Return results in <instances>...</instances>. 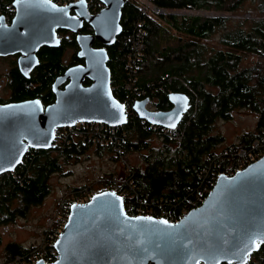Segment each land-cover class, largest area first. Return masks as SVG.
Segmentation results:
<instances>
[{"label":"trees","instance_id":"trees-1","mask_svg":"<svg viewBox=\"0 0 264 264\" xmlns=\"http://www.w3.org/2000/svg\"><path fill=\"white\" fill-rule=\"evenodd\" d=\"M13 1L0 0V9L6 14L5 7ZM152 2L167 10L222 14L178 16L169 13L150 17L141 12L138 0H127L122 11V32L113 46L105 47L113 94L120 102L150 97L153 107L167 111L173 107L170 94L184 93L189 97V108L180 122L181 140L165 136L130 108H127V124L118 127L116 135L110 136L111 142L104 139L94 144L82 142L76 135L63 136L62 144L58 141L51 151L40 150L30 157L19 180L12 177L0 180V226L25 216L30 206L41 204L50 193V175L62 172L64 165L88 156L91 150L97 157L113 159L115 164L123 156L131 166V171L118 175L119 179L129 178L136 188L137 198L128 195L124 199L126 212L131 216L145 213L153 203L155 215H179L203 193L208 182L206 169L210 165L212 170L218 171L217 162L226 159L222 171L234 167L239 160L231 146L227 155L223 153L217 158L218 148L226 139L216 128L219 123L233 119L236 111H249L257 116L255 129L241 134L232 144L236 153L240 149L249 154L259 151L254 143L262 142L264 137V64L259 61L243 66V62L247 56L264 59V0ZM250 2L257 6L250 14L259 12L260 15L241 18L244 6ZM95 4L100 1L95 0ZM139 30L145 34L146 48L141 60L131 64L130 57L135 55L134 39ZM214 35L216 42L212 45L209 41ZM93 46L104 47L99 41ZM64 48L65 44L45 51L41 71L47 84L42 89L65 70L59 55ZM74 60L80 61L76 57ZM90 83L86 79L85 85ZM129 83L131 88L127 87ZM115 144L122 150L121 155L115 154ZM131 155H136L135 162ZM104 180L107 188L94 194L110 190L109 185L115 183L113 178ZM16 198L19 200L15 201ZM27 253L22 245L11 243L7 245L5 256L9 261L18 257L27 260ZM248 264H264V245L249 257Z\"/></svg>","mask_w":264,"mask_h":264},{"label":"water","instance_id":"water-1","mask_svg":"<svg viewBox=\"0 0 264 264\" xmlns=\"http://www.w3.org/2000/svg\"><path fill=\"white\" fill-rule=\"evenodd\" d=\"M99 1L104 8L96 14L89 11L86 0L68 6L53 0L14 2L12 25L0 29V53L29 55L22 62L26 70L28 60H32L29 69L37 62L32 55L35 51L60 46L57 29L77 34L87 22L94 34H78V57L84 64L69 68L57 79L53 104L45 109L39 101L0 107V174L12 171L28 146L53 149L58 129L83 122L127 124L126 107L113 94L105 48L113 46L122 32L127 0ZM96 40L104 47L95 48ZM67 80L65 89L58 90ZM169 100L173 107L167 111L151 110L149 98L136 102L133 110L151 125L174 129L187 113L190 99L184 93H172ZM261 245L264 156L233 176H219L205 202L177 223L129 215L124 199L114 191H102L87 203L73 204L56 242L58 260L52 264H248Z\"/></svg>","mask_w":264,"mask_h":264},{"label":"rangeland","instance_id":"rangeland-1","mask_svg":"<svg viewBox=\"0 0 264 264\" xmlns=\"http://www.w3.org/2000/svg\"><path fill=\"white\" fill-rule=\"evenodd\" d=\"M256 10V4L251 2L247 3L243 8L240 17L243 18L254 15L250 14V12H255ZM173 11L174 12L172 13L178 16L222 15L220 13L205 11ZM255 15H260V13L257 12V14ZM213 42H216V35H214L213 39L209 41V43L212 45ZM136 48H140V50H142L143 44L141 40H139V43L136 44ZM145 48L146 43L143 50H145ZM72 54H74V50L70 51V54L66 55V59L70 60V56H72ZM259 61L261 64H264L263 58L247 56V58L243 62V66L250 64L255 65ZM128 86L131 87V84L129 83ZM145 99L146 98H140L138 101H142ZM121 103L126 104L127 107L131 105L126 102ZM148 107L153 109V104L150 103ZM256 122L257 116L254 113L244 110H238L234 113L233 119L229 120L228 122L219 123L216 131L223 134L226 141L218 148V151H224L229 146H231L233 149H236V147L232 144L238 141V138L241 134L250 130L253 131L255 129ZM87 155L88 156L82 157L76 161L75 159H73L71 165L63 166L62 172L50 175V177L48 178L50 193L45 197L41 204L30 206L25 210V216H18L15 221L0 226V235L2 239V245L0 246V264H13L16 260V258L10 261L7 260V258L5 259V251L7 245L11 243H17L26 248L29 257H31L34 253H37V251H40V247L45 241L46 232L49 229H55V219L62 217V215L64 214L62 205H72L71 202L76 200L75 188H79L80 193L84 192L86 189L89 191L97 192L101 189L107 188L104 178L110 179L113 178L110 177L112 176V174L118 176L123 175L124 172L127 171L126 164L121 159L118 164H115V161L113 159L111 160L110 158L106 157H97L92 150L89 151ZM135 157L136 155H131L133 162H135ZM237 157L240 159H244L246 157L245 152L240 149L238 151ZM124 159L126 162L125 157ZM16 200L19 199L16 198L15 201Z\"/></svg>","mask_w":264,"mask_h":264},{"label":"built area","instance_id":"built-area-1","mask_svg":"<svg viewBox=\"0 0 264 264\" xmlns=\"http://www.w3.org/2000/svg\"><path fill=\"white\" fill-rule=\"evenodd\" d=\"M15 1L17 0H14L11 4H9L6 7L7 12L6 14L5 13L4 14H5V18L7 21H12L14 18L13 14L15 13L14 11H16L14 7ZM55 1H56L55 3L59 6H68L71 4L79 3L82 0H55ZM86 1H87L88 9L92 14L98 13V10L103 6L102 3L95 4V0H86ZM138 1L141 3V12L146 16L158 17V16H163V15H168L169 13L174 12L171 9L167 10L165 8L155 5L152 2V0H138ZM144 36L145 34L143 33V31L139 30V32L136 35L137 39H134L133 48L135 51V55L130 57L131 64L132 63L134 64L136 60L140 61L142 58L143 48L145 47ZM139 40H141L143 44L142 50H140V48H136V44L139 43ZM127 87L131 88L129 86ZM137 101L126 102V103L131 104L128 107L126 106V104L124 103L123 104L125 105L126 110L127 108H130V110H132L133 106L136 104ZM155 128L158 129L165 136L173 137V140L179 141L182 138V136H180L179 134L180 128H181L179 125L174 129H168V128H163V127H158V126H155ZM117 129L118 127L116 126H108L104 123H96V122L78 123L77 125L73 127L63 128L62 130H60L57 135V139L59 143L62 144L63 136H69V134H72V135H76L77 138L80 139L82 142L92 141L94 142V144H97L104 139H106V141L108 140V142H111L110 136L116 135ZM68 131H70L71 133H68ZM109 133L111 135H109ZM254 145H255V149H259V151L255 154H249L248 152H245L246 157L244 159L238 158L237 157L238 153H236V149L231 148V150L235 152L237 160L239 161L234 165V167H230L226 171H222L224 167L223 163H225L226 159L219 160L217 162L218 171L212 170V167L210 165L209 169H206L207 175H208L207 177L208 185L205 184V186L203 187V193L202 194L200 193L199 198L195 200L194 202H192L190 208L183 209L179 215L170 214V213L169 214L165 213V215H159V216L155 215V211L153 209V206L155 205V203H153L152 207H150L148 210L145 209L146 210L145 213L143 212L142 214V212H140L139 215L155 217L158 219H166L171 223H177L179 220L185 217L191 210L199 208L205 202L207 196L209 195V193L213 190L214 186L216 185L219 176H221L222 174H225L227 176H233L236 173L244 170L249 165L257 162L264 156V137H263L262 142L256 141ZM113 147H114L115 154L121 155L122 150L116 144ZM218 153H220V155L217 156V158H220L221 155H223V153L227 155L229 153V149L227 148L224 151L221 150ZM121 160L124 161V163L126 164L127 171H131V166L125 162V159L123 156H121ZM220 162H221V165H220ZM113 179H115V183L109 185V188L110 190L114 191L118 196L124 199L128 195H133V197L136 196V198L138 197L136 193V188L132 185V182L130 181L129 178L124 177V179H119L118 176L115 175ZM85 191L82 193H80V191H75L76 200L74 201L79 202V203H86L90 201L92 196L94 195V191H89L87 189ZM69 207H70L69 205H62L64 214L62 215V217L55 219L56 228L49 229L46 232L45 241L43 245H41L40 251H37V254H33L31 257H29V254H28L27 260H23L20 257H18L16 258L13 264H37L40 261L44 262L45 264H52L56 260H58L59 254L56 249V242L58 241L60 235L62 234L64 226L68 220Z\"/></svg>","mask_w":264,"mask_h":264},{"label":"flooded vegetation","instance_id":"flooded-vegetation-1","mask_svg":"<svg viewBox=\"0 0 264 264\" xmlns=\"http://www.w3.org/2000/svg\"><path fill=\"white\" fill-rule=\"evenodd\" d=\"M54 2L56 1L54 0ZM71 15L74 16L75 13L71 12ZM15 16H16V12L14 13V18ZM0 19L4 21V23L2 24L0 23V29H8V27H10L13 23V21L6 20L4 9H0ZM56 32L58 39L61 40L60 46L65 44V48L63 52L59 54L60 61L65 66L64 67L65 70H63L61 73H58L52 80L51 84L47 85L43 89L42 86L44 84H47L46 79L44 77L45 75H43L41 71L46 59L45 51L49 49L50 50L57 49L60 46L54 48L43 46L38 51H35L32 55L36 57L37 62L31 69H29L28 66L32 63V60H28L26 65L27 70L25 69L24 66H22V62L28 59L29 55L25 54L22 51L13 52V53H7L2 51L0 53V107L29 102V101H39L44 109L47 108L49 105L53 104L56 100L57 79L63 76L64 73L69 68L79 64L80 65L84 64V60L78 57L79 46L77 44V36L79 33L94 34V29L87 22H84L82 24L80 32L77 34H74L72 31L61 28L57 29ZM72 50H74V54L70 56V60H67L66 55L70 54V51ZM75 57L80 61L74 60ZM68 83L69 80L61 83L58 87V90H64L65 87L68 85ZM150 103L153 104V101L151 100ZM152 108L153 109L151 108L150 109L154 111H159L155 107ZM2 137H3V130L0 129V139H2ZM56 142H58L57 137L53 142L54 148ZM22 143L25 144V141H22ZM51 150H47V151H51ZM39 151L40 149L28 146L20 163H18L12 171L1 173L0 180L6 177H12L15 180H19V177L22 174L21 172L24 171L23 168L25 167V164L28 161V159L30 157L36 156V154L39 153ZM1 245H2V239L0 242V246Z\"/></svg>","mask_w":264,"mask_h":264},{"label":"clouds","instance_id":"clouds-1","mask_svg":"<svg viewBox=\"0 0 264 264\" xmlns=\"http://www.w3.org/2000/svg\"><path fill=\"white\" fill-rule=\"evenodd\" d=\"M15 12H16V11H15ZM13 19H14V18H13ZM12 21H13V20H12ZM112 89H113V87H112ZM83 123H84V122H83ZM77 124H78V123H77ZM77 124H76V125H77ZM64 128H68V127H64ZM62 129H63V128L57 130L56 137H57L59 131L62 130ZM108 191H112V190H108ZM96 194H97V193H96ZM94 195H95V194H94ZM94 195H93V196H94ZM93 196H92V197H93ZM207 197H208V196H207ZM91 199H92V198H91ZM123 199H124V198H123ZM88 202H89V201H88ZM71 203H72V205H73V204H84V203H79V202H75V201H73V202H71ZM86 203H87V202H86ZM72 205L69 204V206H70V207H69V215H70V209H71V206H72ZM69 215H68V219H69ZM138 216H139V215H138ZM67 222H68V220H67ZM67 222H66V224H67ZM66 224H65V225H66ZM64 227H65V226H64ZM62 232H63V231H62ZM59 238H60V237H59ZM58 240H59V239H58ZM57 251H58V250H57ZM27 254H28V253H27ZM56 261H57V260H56ZM56 261H55V262H56ZM38 263H39V262H38ZM38 263H37V264H38ZM7 264H8V263H7Z\"/></svg>","mask_w":264,"mask_h":264},{"label":"bare ground","instance_id":"bare-ground-1","mask_svg":"<svg viewBox=\"0 0 264 264\" xmlns=\"http://www.w3.org/2000/svg\"><path fill=\"white\" fill-rule=\"evenodd\" d=\"M68 133H71L70 131H68ZM34 254H37V253H34Z\"/></svg>","mask_w":264,"mask_h":264}]
</instances>
